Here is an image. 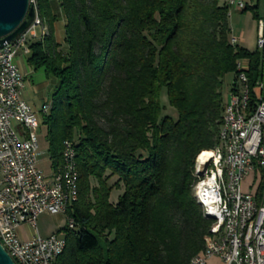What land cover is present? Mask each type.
Here are the masks:
<instances>
[{
  "label": "trees",
  "instance_id": "trees-1",
  "mask_svg": "<svg viewBox=\"0 0 264 264\" xmlns=\"http://www.w3.org/2000/svg\"><path fill=\"white\" fill-rule=\"evenodd\" d=\"M34 3L49 35L27 61L58 82L43 120L49 156L60 166L73 142L79 174L57 264H190L213 234L193 186L197 156L219 146L223 79L248 59L258 81L264 53L231 44L219 0H59L65 46L53 0Z\"/></svg>",
  "mask_w": 264,
  "mask_h": 264
},
{
  "label": "built area",
  "instance_id": "built-area-1",
  "mask_svg": "<svg viewBox=\"0 0 264 264\" xmlns=\"http://www.w3.org/2000/svg\"><path fill=\"white\" fill-rule=\"evenodd\" d=\"M228 6L245 9L235 0ZM39 40L33 23L14 43L0 47V238L15 264H56L62 235L41 237L37 220L46 213L68 215L72 208L68 182L67 187H58L52 172L45 174L39 167L38 131L48 101L37 112L23 99L26 77L15 62L19 54L29 55L31 43ZM231 44L236 46L237 40ZM257 49L264 53V21L259 23ZM249 70L248 59L237 61L227 95L229 116L222 123L226 134L219 138V153H213L205 168L207 209L217 206L220 222L206 238L196 264L215 258L221 264H264V74L253 83ZM70 149L75 145L67 141V161ZM212 163H219V176H212ZM220 165H228V172H220ZM220 191H227L230 205L221 204ZM23 226L36 234L22 239ZM220 226H228V233H220Z\"/></svg>",
  "mask_w": 264,
  "mask_h": 264
},
{
  "label": "rangeland",
  "instance_id": "rangeland-1",
  "mask_svg": "<svg viewBox=\"0 0 264 264\" xmlns=\"http://www.w3.org/2000/svg\"><path fill=\"white\" fill-rule=\"evenodd\" d=\"M35 2V0H32ZM35 4V3H34ZM53 10L55 15L58 17L59 21L57 23L58 26V32L57 36L55 35V38L57 42L63 46L64 40H65V16L63 13V10L59 6V0H53ZM40 17V16H39ZM41 19V18H40ZM42 21V20H41ZM241 29H245L246 32V44L245 46L248 47L250 50H256L257 49V28L256 24L252 21L248 20L247 18H244L241 23ZM45 30V31H43ZM36 31L39 36L43 34L49 35V30L47 25L42 21V27H37ZM22 65V70H24V63ZM46 81V74L43 69H40L37 71L36 76L33 77V82H29L28 85L32 86V84H39L40 82ZM235 81V75L229 74L223 79V98L224 101L226 100V97L229 93V90L231 89V86L233 85ZM49 90V89H48ZM54 89H50L47 91V96L49 100L51 101L52 95L54 93ZM162 100V104L164 106V115L172 116L174 118L177 117V113L174 109H172L167 101L166 96L164 95ZM47 101V100H46ZM47 134L48 129L46 126H41L40 130L38 131L39 141H40V156H39V167L45 174H50L52 169V160L49 156V143L47 140ZM203 152H209V151H203ZM202 153V152H201ZM200 153V154H201ZM199 154V155H200ZM198 157V156H197ZM197 159V158H196ZM194 186L196 183V174L194 172ZM117 181V178H112L110 180V184H113ZM194 186H193V197H194ZM123 194V190H114L111 196V202L117 203L118 198ZM195 199V198H194ZM203 212V211H202ZM204 215V214H203ZM205 217V216H204ZM37 226H38V233L41 237H49L53 234H60L67 236L68 232L67 230L69 227L68 224V218L66 215H52V214H42L38 220H37ZM36 234V231L30 227L23 226L19 230V235L22 239L28 240L32 238ZM206 245V243H205Z\"/></svg>",
  "mask_w": 264,
  "mask_h": 264
},
{
  "label": "bare ground",
  "instance_id": "bare-ground-1",
  "mask_svg": "<svg viewBox=\"0 0 264 264\" xmlns=\"http://www.w3.org/2000/svg\"><path fill=\"white\" fill-rule=\"evenodd\" d=\"M34 23H35V29L37 27H42V21L38 16V12ZM43 33L44 32H42L41 36L46 35ZM51 108H52V103L51 101H48V109H46V115L50 113ZM228 116H229V100L226 97L224 103L223 121H227ZM224 134H226V125L222 124L219 138H224ZM65 150H67V141H65L63 144L62 164L56 168H52L53 169L52 176H53V180L56 181L58 187H67V182H68L69 193L73 195V197H70V205H72L78 199L79 174L76 164L75 149H70V152L68 154V161L65 156ZM213 153H219V146L213 151L202 152L200 155H198L195 161V174L197 181L194 186V198L196 202L202 208L204 216L206 215V218L211 219L213 221V225L211 227L212 233H214L217 226H219L220 213H219V208L217 206H209L207 209V199H206V193L204 192V183L207 182V175L205 168H207V163H209V161L212 160ZM220 172H228V165H220ZM212 176H219V163H212ZM220 201L222 205H230V198H228L227 196V191H220ZM68 224H69V228H73L74 227L73 219H68ZM220 233H228V226H220ZM0 244L5 249L2 238H0ZM65 249H66V240H65V236L62 235L60 236V244H58V251L56 253V264L58 258L64 253ZM200 257L201 254L196 256L191 261L190 264H196L198 262V258Z\"/></svg>",
  "mask_w": 264,
  "mask_h": 264
},
{
  "label": "crops",
  "instance_id": "crops-1",
  "mask_svg": "<svg viewBox=\"0 0 264 264\" xmlns=\"http://www.w3.org/2000/svg\"><path fill=\"white\" fill-rule=\"evenodd\" d=\"M220 5H228L229 0H219ZM238 2H242L246 7H250L251 9H255V11L260 16V20H255L253 16V11L245 12L244 9L240 10L235 7L230 8V15H229V26L231 30V39L237 40V45L247 49L250 52H255L256 50H250L248 47L245 46L246 44V32L245 29H241V23L244 18L252 21L256 24L257 28V40H258V30H259V23L264 21V0H235ZM58 23V22H57ZM57 23L55 24V35L57 36L58 26ZM66 26V23H65ZM29 55L19 54L15 59L16 64L18 65L19 69L26 77V88L23 92V99L37 112L40 111L44 103L50 101L47 96V91L50 89H56L58 86V82L53 77H48L46 72V81L40 82L39 84H32L29 86L28 83L31 81L33 82V77L36 76L37 71H35L29 64L28 59ZM22 63H24V70H22ZM44 70V69H43ZM45 71V70H44ZM264 71V69H263ZM49 89V90H48ZM53 168V167H52ZM209 264H221L218 259H212Z\"/></svg>",
  "mask_w": 264,
  "mask_h": 264
},
{
  "label": "water",
  "instance_id": "water-1",
  "mask_svg": "<svg viewBox=\"0 0 264 264\" xmlns=\"http://www.w3.org/2000/svg\"><path fill=\"white\" fill-rule=\"evenodd\" d=\"M37 16L32 0H0V47L14 43L28 31ZM0 264H15L0 244Z\"/></svg>",
  "mask_w": 264,
  "mask_h": 264
}]
</instances>
